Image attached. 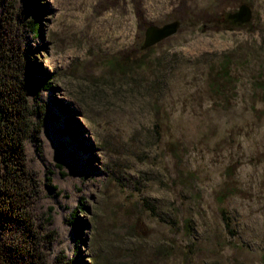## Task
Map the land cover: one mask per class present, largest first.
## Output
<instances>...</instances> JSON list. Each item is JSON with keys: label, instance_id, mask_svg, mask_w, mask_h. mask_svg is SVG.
I'll use <instances>...</instances> for the list:
<instances>
[{"label": "rangeland", "instance_id": "1", "mask_svg": "<svg viewBox=\"0 0 264 264\" xmlns=\"http://www.w3.org/2000/svg\"><path fill=\"white\" fill-rule=\"evenodd\" d=\"M36 1L0 0V39L49 83L24 143L48 262L264 264V0ZM242 4L245 25L221 23ZM35 14L38 35L18 24Z\"/></svg>", "mask_w": 264, "mask_h": 264}, {"label": "trees", "instance_id": "2", "mask_svg": "<svg viewBox=\"0 0 264 264\" xmlns=\"http://www.w3.org/2000/svg\"><path fill=\"white\" fill-rule=\"evenodd\" d=\"M29 1L38 9L36 0ZM39 16L35 14L18 24L22 22L38 35L41 31ZM220 21L222 24L234 23L227 15ZM3 27L6 36L12 28L11 23L5 20ZM3 39H0V228L12 226L17 232L14 237L0 236V264H50L43 249L46 243L54 240V235L53 232L41 234L35 227L33 197L39 180L27 165L24 145L27 138L38 133L42 124V117L37 122L33 120L32 116L40 114L41 110L30 105L28 96L38 97L49 83L29 75L28 62L13 47L5 49ZM110 63L112 66L118 64L117 60ZM129 65L134 67L135 63L131 61ZM232 70V58L227 56L215 72L220 83L215 82L213 88L218 93L225 95L222 82L233 81ZM79 207L83 208L82 203ZM73 225L80 234L78 223L73 221Z\"/></svg>", "mask_w": 264, "mask_h": 264}, {"label": "water", "instance_id": "3", "mask_svg": "<svg viewBox=\"0 0 264 264\" xmlns=\"http://www.w3.org/2000/svg\"><path fill=\"white\" fill-rule=\"evenodd\" d=\"M252 16V9L247 4L240 5L238 11L228 17L236 23H247ZM180 27V21L175 20L161 26L151 24L146 28L143 47L149 48L175 35Z\"/></svg>", "mask_w": 264, "mask_h": 264}]
</instances>
